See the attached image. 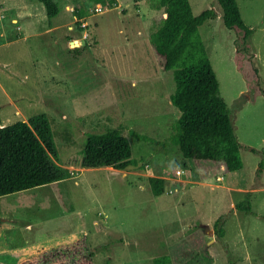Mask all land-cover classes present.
Masks as SVG:
<instances>
[{
  "label": "rangeland",
  "instance_id": "rangeland-1",
  "mask_svg": "<svg viewBox=\"0 0 264 264\" xmlns=\"http://www.w3.org/2000/svg\"><path fill=\"white\" fill-rule=\"evenodd\" d=\"M24 1L44 13L33 8L31 24L19 19L15 28L9 20ZM53 1L58 12L48 18L39 0H0L3 25L16 38L32 33L0 47V68H9L0 76V125L45 114L50 158L69 172L0 196L4 228L13 225L9 256L51 238L64 245L49 251L65 256L46 264H264V0H236L248 37L222 24L216 0H188L193 15L216 14L197 32L241 145V168L225 174L194 168L170 140L179 116L169 102L172 70L162 69L149 42L162 14L157 1L100 0L109 9L94 15L95 0ZM66 22L71 31L45 33ZM72 32L78 47L63 36ZM114 128L128 140L130 165L80 167L87 135ZM150 176L164 178L161 195L151 193ZM41 256L22 264H44Z\"/></svg>",
  "mask_w": 264,
  "mask_h": 264
},
{
  "label": "trees",
  "instance_id": "trees-1",
  "mask_svg": "<svg viewBox=\"0 0 264 264\" xmlns=\"http://www.w3.org/2000/svg\"><path fill=\"white\" fill-rule=\"evenodd\" d=\"M95 1L94 4L100 0ZM156 1V8L162 9V14L160 23L149 34V42L162 69L172 70L175 87L169 102L179 111L178 133L170 140L196 169L209 165L223 174L238 171L242 165L241 145L235 137L227 107L218 95V82L197 32L204 21L213 19L216 14L206 9L193 15L188 0ZM216 1L222 24L228 29H240L248 37L251 30L243 23L236 0ZM39 2L48 18L57 14L53 0ZM49 124L48 117L41 114L0 126V196L69 177L68 170L50 158L54 150ZM130 163V146L120 128L87 135L80 167L122 170ZM147 180L154 196L164 192V178L150 176ZM43 253L44 250L23 261L42 255V262L46 264L65 256L55 249ZM8 258L7 253L2 254L0 264H9Z\"/></svg>",
  "mask_w": 264,
  "mask_h": 264
},
{
  "label": "crops",
  "instance_id": "crops-1",
  "mask_svg": "<svg viewBox=\"0 0 264 264\" xmlns=\"http://www.w3.org/2000/svg\"><path fill=\"white\" fill-rule=\"evenodd\" d=\"M36 7L37 8H35V6H33L30 3L29 4L26 3L25 1L22 4H17L16 5V8H15L14 16H13V18H11L9 20V22H11L12 24H14L15 25V28H16V23H17V21H19V19H21V20L24 19L26 21L27 25H30L31 24V21L30 20H34L37 17V15L35 13L36 11L34 12L33 11V8L39 10L41 14L44 13V11L41 9L40 5L39 6H36ZM65 9L68 10V11H70L69 10L70 7H69L68 4H65ZM5 16L6 15L4 14V12L0 9V19L3 18L2 20H0V25H1V29H0V47L6 46V45H10L12 43H15L16 41H18V39H23L24 40V39L28 38L30 34H32V33H29V34L26 33L23 36H20V37H17L16 38V35L14 36V34H13L14 32H10L3 25V22L5 23V21H4V17ZM68 23L69 22H66V23H63V24L61 23V24H57V25H51L50 27H48L47 29H45V33H47V32H55L59 27H62L63 25L66 26V28L69 31H71V29L69 28L70 26H68ZM17 36H19V35H17ZM63 36L66 37V40L68 41V45H71V42L72 41H76L77 40V44L74 45V47H76V46L78 47V45L80 43V42H78V39L75 40L73 38L72 41H69L70 40L69 37H71V38L72 37H75L74 34H73V32L72 33H69V34L67 33V35L65 34ZM73 44H74V42H73ZM0 64L6 66V63H0ZM6 69H9V68H6V67L0 68V76L1 77L2 76L9 77V76H7V73H4L3 72V70H6ZM0 89L2 90L1 87H0ZM5 97L7 98L8 104H10L13 107V109L15 110V112L16 113L19 112L21 114L20 110L17 109L16 105L14 104V99L10 98L7 94H5ZM8 114H11V113H7L6 115H8ZM4 116H5V114H4ZM22 120L23 121H26L24 118ZM0 126H2V125H0ZM218 178L220 179L221 176H219ZM222 180H223V178H221L220 181H222ZM229 189L230 190H235V191H241V192H245L246 191V190H241V189H232V188H229ZM248 192H249V190H248ZM230 207L231 208L233 207L232 206V203L230 204ZM10 225H8V226H10ZM12 226L13 225H11L10 227H12ZM4 227H5V225H3V220H2V222L0 224V234L2 235L1 238H0V259H2V254L7 253V255L9 257L8 260H10L9 264H21L23 260H25V259H27V258H29L31 256H35V255L39 254V252H41L43 250L49 251L50 247H55L56 248V247H59L60 245H64L62 243L53 244L52 242H54L56 239H51V238L50 239H45V240L43 239L42 240V243H48V245L42 246V247H40L38 249H35V250H32V251H30L28 253H22V254H18V255L16 254V256H14V258H12V257L9 256L10 253L8 251L10 249V243H9V240L8 239H10L11 236H8L6 234L7 231H11L10 230L11 228L9 227L8 229H6ZM72 241H74V240H72ZM21 246H25V245H21ZM21 246H17L16 248L21 247Z\"/></svg>",
  "mask_w": 264,
  "mask_h": 264
},
{
  "label": "built area",
  "instance_id": "built-area-1",
  "mask_svg": "<svg viewBox=\"0 0 264 264\" xmlns=\"http://www.w3.org/2000/svg\"><path fill=\"white\" fill-rule=\"evenodd\" d=\"M109 8L104 6L102 3L98 2V3H95L90 9V14L94 15V14H98V13H102L106 10H108ZM81 27H84L85 24L84 23H81L80 24ZM85 35V33H84ZM180 171L179 170H176L175 171V174L179 175Z\"/></svg>",
  "mask_w": 264,
  "mask_h": 264
},
{
  "label": "bare ground",
  "instance_id": "bare-ground-1",
  "mask_svg": "<svg viewBox=\"0 0 264 264\" xmlns=\"http://www.w3.org/2000/svg\"><path fill=\"white\" fill-rule=\"evenodd\" d=\"M103 13V12H102ZM74 47V46H73Z\"/></svg>",
  "mask_w": 264,
  "mask_h": 264
}]
</instances>
